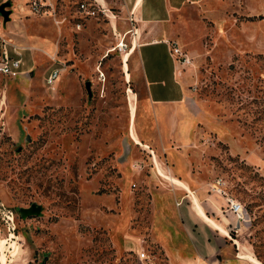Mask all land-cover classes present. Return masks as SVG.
<instances>
[{
	"label": "rangeland",
	"instance_id": "rangeland-1",
	"mask_svg": "<svg viewBox=\"0 0 264 264\" xmlns=\"http://www.w3.org/2000/svg\"><path fill=\"white\" fill-rule=\"evenodd\" d=\"M9 1L1 31L24 48L25 73L0 76V264H172L154 238L164 226L178 239L177 188L238 201L228 235L264 264V0H203L171 18L192 56L183 139L159 137L135 52L124 70L133 22L110 5L87 15L91 0H36L39 13ZM31 204L39 214L22 218Z\"/></svg>",
	"mask_w": 264,
	"mask_h": 264
},
{
	"label": "crops",
	"instance_id": "crops-1",
	"mask_svg": "<svg viewBox=\"0 0 264 264\" xmlns=\"http://www.w3.org/2000/svg\"><path fill=\"white\" fill-rule=\"evenodd\" d=\"M96 1L104 8L107 5L114 8L115 14H110L114 21L118 18L125 24L127 19L136 26L124 33L132 31L137 39L128 51H124V57H129L132 52L136 54L159 137L167 134L177 135L180 139L188 138L191 126V113L186 108L191 95L188 89L189 70L185 71L186 68H181L169 55L165 40H173L169 23L176 11L184 6H195L203 0ZM124 57L123 66L127 62ZM132 131L136 132L134 129ZM183 182L188 185L186 181ZM192 192L177 188L167 195L166 200L173 207L177 220L174 232L178 239L170 242L171 234L163 226L162 232L156 233L154 241L164 251L168 261L172 264H262L252 255L243 253L236 246V240L229 237L228 232L235 219L229 210V217L219 214L218 206L226 203L225 199L205 194L200 189Z\"/></svg>",
	"mask_w": 264,
	"mask_h": 264
},
{
	"label": "built area",
	"instance_id": "built-area-1",
	"mask_svg": "<svg viewBox=\"0 0 264 264\" xmlns=\"http://www.w3.org/2000/svg\"><path fill=\"white\" fill-rule=\"evenodd\" d=\"M29 4L32 12L39 13L41 8L36 0H26ZM99 7H102L96 0H91V2L83 1L79 4V8L83 10L87 15H92L100 10ZM2 24L0 18V76L6 78H14L21 74H24L25 71L21 70L23 64L22 52L23 47H21L17 42L14 41L12 37L8 34L1 31ZM165 43L168 47L169 55L175 60V62L181 67L188 66L192 63V56L182 50L174 40H165ZM59 76V70L56 67L50 68L45 76V82L48 85H52ZM212 188L216 193L220 195H225L224 190L219 186V181L216 180L212 185ZM225 201L227 203L229 211L234 214L236 217L235 221L238 225L239 220L243 214V206L236 200L231 197L226 196ZM7 217V220H10L11 217ZM137 259L140 262L149 261L148 256L143 252L139 251L137 254Z\"/></svg>",
	"mask_w": 264,
	"mask_h": 264
},
{
	"label": "water",
	"instance_id": "water-1",
	"mask_svg": "<svg viewBox=\"0 0 264 264\" xmlns=\"http://www.w3.org/2000/svg\"><path fill=\"white\" fill-rule=\"evenodd\" d=\"M9 5H10L9 0H4L2 3H0V18H1L2 27L9 20L10 9H6V7H8ZM84 87H85L87 94L89 95V82H85ZM39 212H40V207L38 205L31 204L29 207L20 209V216L22 218H26V217L33 216V215L34 216L38 215Z\"/></svg>",
	"mask_w": 264,
	"mask_h": 264
},
{
	"label": "bare ground",
	"instance_id": "bare-ground-1",
	"mask_svg": "<svg viewBox=\"0 0 264 264\" xmlns=\"http://www.w3.org/2000/svg\"><path fill=\"white\" fill-rule=\"evenodd\" d=\"M118 45V44H117ZM122 45V44H121ZM124 60H128V55H125V57H124ZM124 70H126L127 69V63L125 62L124 63ZM128 72L126 73V78L128 77ZM129 104H130V112H131V114H133V112H134V109H135V104H136V100H135V97H134V93H132L131 91L129 92ZM131 138H132V140L134 141V143L135 144H137V143H139L140 142V139H139V137H138V135L136 134V132H134V131H132V133H131ZM197 204V203H196ZM198 207H200V206H198ZM197 207V208H198ZM201 209V208H200ZM200 213V212H199ZM214 223V222H213ZM212 223V224H213ZM215 225V224H214ZM217 226V225H216Z\"/></svg>",
	"mask_w": 264,
	"mask_h": 264
}]
</instances>
